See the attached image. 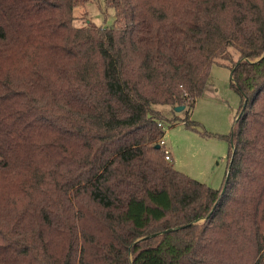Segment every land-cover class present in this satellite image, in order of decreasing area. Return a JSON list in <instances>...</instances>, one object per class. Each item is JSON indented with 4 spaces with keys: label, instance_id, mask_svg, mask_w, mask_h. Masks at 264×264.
<instances>
[{
    "label": "trees",
    "instance_id": "trees-1",
    "mask_svg": "<svg viewBox=\"0 0 264 264\" xmlns=\"http://www.w3.org/2000/svg\"><path fill=\"white\" fill-rule=\"evenodd\" d=\"M88 1L0 0V264H264V0H104L113 26L79 27ZM214 64L241 98L219 190L159 143Z\"/></svg>",
    "mask_w": 264,
    "mask_h": 264
},
{
    "label": "rangeland",
    "instance_id": "rangeland-1",
    "mask_svg": "<svg viewBox=\"0 0 264 264\" xmlns=\"http://www.w3.org/2000/svg\"><path fill=\"white\" fill-rule=\"evenodd\" d=\"M77 26L95 24L112 27L115 11L104 0H89L74 9ZM227 65L214 64L209 84L190 114L185 108L163 109L165 143L175 169L215 190L223 187L228 172L230 141L241 105L239 94L232 87V71ZM179 108V107H177ZM199 124L197 130L185 122Z\"/></svg>",
    "mask_w": 264,
    "mask_h": 264
},
{
    "label": "built area",
    "instance_id": "built-area-1",
    "mask_svg": "<svg viewBox=\"0 0 264 264\" xmlns=\"http://www.w3.org/2000/svg\"><path fill=\"white\" fill-rule=\"evenodd\" d=\"M159 127H161L162 129H165V125H163L162 123L159 124ZM159 143H160L161 146L166 147V143H165L164 138L161 139ZM165 153H166V160H167V161H171V160H172V158H171V153H170L169 150H167V148H166Z\"/></svg>",
    "mask_w": 264,
    "mask_h": 264
},
{
    "label": "water",
    "instance_id": "water-1",
    "mask_svg": "<svg viewBox=\"0 0 264 264\" xmlns=\"http://www.w3.org/2000/svg\"><path fill=\"white\" fill-rule=\"evenodd\" d=\"M185 107H179V108H176L177 109V111H182L183 109H184ZM223 193H224V190H223Z\"/></svg>",
    "mask_w": 264,
    "mask_h": 264
}]
</instances>
